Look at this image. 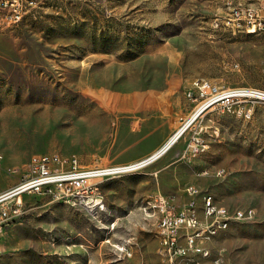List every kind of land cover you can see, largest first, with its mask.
Masks as SVG:
<instances>
[{"label": "rangeland", "instance_id": "1", "mask_svg": "<svg viewBox=\"0 0 264 264\" xmlns=\"http://www.w3.org/2000/svg\"><path fill=\"white\" fill-rule=\"evenodd\" d=\"M220 3L36 0L0 28V192L34 153L75 156L84 167L150 157L193 114L185 91L194 78L264 89V37L213 29ZM91 182L99 205L23 195L3 229L0 264H163L153 200L159 193L180 206L188 186L254 213L206 243L200 264H264L263 102L249 120L205 112L156 161Z\"/></svg>", "mask_w": 264, "mask_h": 264}, {"label": "built area", "instance_id": "2", "mask_svg": "<svg viewBox=\"0 0 264 264\" xmlns=\"http://www.w3.org/2000/svg\"><path fill=\"white\" fill-rule=\"evenodd\" d=\"M35 1L0 0V28L19 23L27 7ZM220 1L210 21L213 29L264 37V0ZM185 97L195 103L193 112L197 116L213 110L249 120L253 104L264 103V89L221 87L209 79L194 78L186 88ZM1 163L0 157V166ZM138 163L128 167H84L75 156L32 154L19 181L0 192V240L4 227L20 215L23 195L40 194L56 202L64 200L65 203L99 205L101 198L96 201L101 197L98 183L91 180L108 178L146 164ZM216 173L221 176L224 170L218 169ZM185 190L190 198L180 206L159 193L153 200L157 206L156 252L163 257V264H200L201 259L207 258L206 243L219 231L225 230L232 220H249L254 215L229 211L216 204L211 195L200 196L198 189L192 186ZM221 261L217 256L212 264H220Z\"/></svg>", "mask_w": 264, "mask_h": 264}, {"label": "bare ground", "instance_id": "3", "mask_svg": "<svg viewBox=\"0 0 264 264\" xmlns=\"http://www.w3.org/2000/svg\"><path fill=\"white\" fill-rule=\"evenodd\" d=\"M197 113L193 112V114L187 119L186 123L153 155L154 158L146 163L144 166L151 164L152 162L156 161L159 157L164 155L170 148L174 146V144L178 141V139L184 134V132L188 129V127L192 124V122L197 118ZM159 154V155H158ZM136 164V163H135ZM129 171V170H127ZM57 201H64V200H57ZM242 213V212H238ZM209 250V249H207Z\"/></svg>", "mask_w": 264, "mask_h": 264}, {"label": "water", "instance_id": "4", "mask_svg": "<svg viewBox=\"0 0 264 264\" xmlns=\"http://www.w3.org/2000/svg\"><path fill=\"white\" fill-rule=\"evenodd\" d=\"M158 155H159V154H158ZM153 158H154V156L147 157L146 159L139 161V163H146V162H148V161H151ZM139 163H138V164H139Z\"/></svg>", "mask_w": 264, "mask_h": 264}, {"label": "crops", "instance_id": "5", "mask_svg": "<svg viewBox=\"0 0 264 264\" xmlns=\"http://www.w3.org/2000/svg\"><path fill=\"white\" fill-rule=\"evenodd\" d=\"M193 110H194V108H192L190 114L193 112ZM210 111H213V110H209V111H207V112H210ZM207 112H206V113H207ZM157 194H158V193H157ZM153 226L156 228V218H155V223L153 224Z\"/></svg>", "mask_w": 264, "mask_h": 264}]
</instances>
